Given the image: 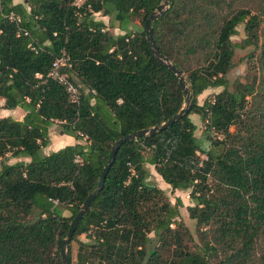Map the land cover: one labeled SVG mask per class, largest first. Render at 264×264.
<instances>
[{
    "label": "trees",
    "instance_id": "16d2710c",
    "mask_svg": "<svg viewBox=\"0 0 264 264\" xmlns=\"http://www.w3.org/2000/svg\"><path fill=\"white\" fill-rule=\"evenodd\" d=\"M161 1L84 0L76 9L73 0H0L1 109L23 111L0 117V264H62L60 243L113 142L183 107L177 77L145 42L143 21ZM238 25L243 37L233 42ZM18 26L29 37L15 36ZM151 29L188 79L191 106L167 128L119 146L65 247L68 264L72 243L74 264H264V0H168ZM236 48H250L247 73L229 82ZM60 51L77 103L46 78ZM190 114L202 122L198 135ZM55 120L77 142L43 154ZM7 155L27 161L6 163ZM145 164L171 190H188L195 238L180 199L170 202Z\"/></svg>",
    "mask_w": 264,
    "mask_h": 264
},
{
    "label": "rangeland",
    "instance_id": "374dc122",
    "mask_svg": "<svg viewBox=\"0 0 264 264\" xmlns=\"http://www.w3.org/2000/svg\"><path fill=\"white\" fill-rule=\"evenodd\" d=\"M95 18H101L103 19V21L105 23H107V17H101V15H97L94 16ZM139 26V22L135 21L133 23V25H131L132 28ZM110 34L112 35H116L119 34L120 31L117 29H112V28H108L107 30ZM243 37V30H242V25H238L236 27V34L234 36L231 37V40L233 42H238L241 38ZM250 48H245V49H238L236 48L234 50V54H233V66L231 67V69L227 72L226 77L228 79L229 82H232L233 80H239V81H244L245 77H246V65H245V60H244V56L246 54V52L249 50ZM220 90V87L217 88H207L204 91L201 92V94H199L196 98L197 103L201 104L204 100V98L208 95H211L217 91ZM1 104H2V100L0 99V117L2 116H10L14 119H20L22 117V113L23 111L20 108H16L13 110H3L1 109ZM20 113V114H19ZM191 121L193 123H195L196 126V130L194 131L195 135H198L200 133V130L202 129V122L201 120L198 118L197 115L195 114H190L189 115ZM60 127H59V122H57L56 120L53 121V123L48 127V139L50 141V138H52L53 136H57L58 134H60ZM62 134V133H61ZM57 143V141L52 140L47 146L46 148H42L41 152L43 154H45V152L49 153L51 151H55L57 149H52L51 146ZM55 145V144H54ZM54 148V147H53ZM47 149V150H45ZM201 158H203V156H200ZM18 160H23V161H27L26 158L23 157H19V158H12L9 155L6 156V158L4 159V162L6 163H13L15 161ZM146 169L149 171V175H148V179L151 182H154L159 188L163 189L165 194L167 195V197L169 198L170 202H174V198L178 197L181 201V206L178 208L179 209V214H180V218L183 221V223L187 226L188 230L190 231V233L192 234L193 238H195V232H194V221L192 219H189L187 217L186 214V210L185 207L187 205H190L191 202L189 200L188 197V190H171L169 188L168 185H166L162 179L155 173V171L153 170V167L151 165L145 164ZM67 214V213H66ZM150 237L152 236V234L149 235ZM80 238L83 239V235H80ZM71 264H74V255H75V247L73 245V243L71 244Z\"/></svg>",
    "mask_w": 264,
    "mask_h": 264
},
{
    "label": "water",
    "instance_id": "95a60500",
    "mask_svg": "<svg viewBox=\"0 0 264 264\" xmlns=\"http://www.w3.org/2000/svg\"><path fill=\"white\" fill-rule=\"evenodd\" d=\"M167 2H168V0H162L156 6L155 10H153L144 19L143 31H144V36H145V42L147 44V47H148L151 55L160 64H162L166 68H168L177 77L178 85L184 93V105L166 121H163L162 123L155 125V126L151 127L150 129H139V130L133 131L131 133H128L126 135L121 136L120 138L116 139L113 142V144L110 148V152L108 154V157H107V159H106V161H105V163H104V165H103V167L99 173L95 188L90 193H88L86 195V197L84 198L79 209L77 210L75 215L70 220L66 234H65V237L62 239V241L60 243L59 251H60V258H61L62 264H68V261L66 258V253H65V247H66L67 243L69 242V240L71 239L72 234L75 230V226H76L77 222L79 221V219L81 218L82 214L84 213L85 209L87 208L89 202L96 195V193L102 188L105 174H106L108 168L110 167V165L112 164V162L114 160L115 153H116L117 149L119 148V146L122 145L123 143L131 140V139L136 138V137L153 135L155 132L167 128L168 126L172 125V123L175 122L182 114L186 113L191 106V94H190L189 88L187 86L188 79L183 75V73L180 69H178L173 64H171L168 61V59L159 52V50L157 49V47L155 46V44L152 40L151 22L154 19H156L159 15H161L163 10L167 6Z\"/></svg>",
    "mask_w": 264,
    "mask_h": 264
},
{
    "label": "built area",
    "instance_id": "2783aa9c",
    "mask_svg": "<svg viewBox=\"0 0 264 264\" xmlns=\"http://www.w3.org/2000/svg\"><path fill=\"white\" fill-rule=\"evenodd\" d=\"M83 1L84 0H73L72 5L76 9H78L80 5L83 3ZM5 18L9 21H13L14 23L20 22V18L17 15H14L12 12H9L7 15H5ZM100 30L104 31V28ZM15 36L29 37V33L25 28L18 26ZM27 47L33 52H37L40 49L38 46H36V43L35 41H33L32 38H30L29 42L27 43ZM69 66H70V63H69L68 55L64 53L63 51H60L59 56L55 57L52 60L50 64V68L46 74V78H49L55 81L57 84H59L63 88L68 102L77 103L79 100V95H80L79 89L70 82L66 73L63 70L64 68L66 69ZM34 76L37 78L40 77V75L37 73H35ZM77 134L80 135V133H77ZM83 139H85V136H83ZM73 161L80 163L81 159L78 156H75L73 158ZM53 203H56V201L53 200Z\"/></svg>",
    "mask_w": 264,
    "mask_h": 264
},
{
    "label": "crops",
    "instance_id": "0c3cea01",
    "mask_svg": "<svg viewBox=\"0 0 264 264\" xmlns=\"http://www.w3.org/2000/svg\"><path fill=\"white\" fill-rule=\"evenodd\" d=\"M25 0H13L14 3H19V2H24ZM103 20V19H102ZM20 114V113H19ZM23 115V113H22ZM54 140V141H57V143H54L51 148L54 150V149H57V148H61L65 145H69V144H74L76 143L77 141L72 137V136H69V135H65V134H58L57 136H53L52 138H50V141L49 143ZM54 147V148H53ZM46 148V147H45ZM47 150V149H45ZM45 154H48L47 152H45Z\"/></svg>",
    "mask_w": 264,
    "mask_h": 264
}]
</instances>
